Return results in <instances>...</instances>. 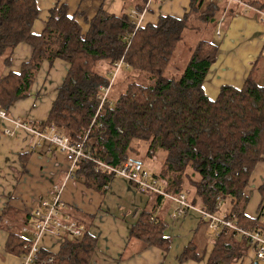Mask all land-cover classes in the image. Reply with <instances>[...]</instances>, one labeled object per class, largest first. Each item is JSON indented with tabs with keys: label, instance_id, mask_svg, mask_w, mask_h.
<instances>
[{
	"label": "trees",
	"instance_id": "trees-1",
	"mask_svg": "<svg viewBox=\"0 0 264 264\" xmlns=\"http://www.w3.org/2000/svg\"><path fill=\"white\" fill-rule=\"evenodd\" d=\"M203 1L192 0L190 12L182 19L161 17L156 25L145 27H137L127 12L116 16L101 7L87 21L86 32L69 15L67 5L58 4L50 10L44 31L35 34L33 25L40 15L37 0H0L2 67H10L20 44L33 50L19 72L0 77V109L10 111L18 101L30 97L44 62L64 61L69 68L46 121L23 123L42 130L54 127L71 142H81L89 131L87 149L114 167L129 160L144 165L135 142L146 143L149 158L160 151L166 154L162 170L151 173L166 194H185L192 206L224 217L244 232L264 235V212L249 217V197L245 193L257 165L264 161V85L251 75L241 89L223 86L216 100H211L203 84L216 60L218 46L209 40L196 43L178 76L166 75L186 31L202 33L218 21L221 8L211 4L200 12ZM243 2L264 9L257 0ZM147 5L148 0H139L137 12L142 13ZM122 59L124 78L131 81L117 98L110 95L96 116L100 87L109 84L115 65ZM136 77H143L147 84ZM48 145L51 153L59 152L57 146ZM71 175L99 191L114 179L111 174L96 172L94 165L84 159ZM145 194L155 201L154 205L140 214L129 239L167 253L171 240L165 236L166 225L155 217V212L169 199L152 192ZM224 204L227 208L221 209ZM9 211L6 207L0 214V228L5 218H14ZM33 212L23 216L25 227L32 228ZM88 227L86 224L79 238L64 237L57 252L41 249L37 264H91L97 239ZM244 232L219 229L213 235V249L206 264H236L249 250L254 254L251 264H255V248ZM30 242L27 234L15 228L10 230L6 248L23 257ZM201 258L191 244L179 263Z\"/></svg>",
	"mask_w": 264,
	"mask_h": 264
},
{
	"label": "crops",
	"instance_id": "crops-1",
	"mask_svg": "<svg viewBox=\"0 0 264 264\" xmlns=\"http://www.w3.org/2000/svg\"><path fill=\"white\" fill-rule=\"evenodd\" d=\"M257 1L264 6L263 0ZM138 3L139 0H37L40 15L32 30L41 34L50 10L58 4L67 5L69 15L74 16L82 31L86 32L89 28L87 21L101 7L116 16L127 12L138 27H145L156 25L161 17L182 19L190 12L192 0H154L142 13L137 12ZM211 4L218 5L221 12L216 24L208 29L223 28L219 40H216L218 42H213L218 46L217 57L203 84L206 95L214 101L221 87L228 85L241 89L251 75L264 85V9L258 10L245 2L239 4L238 0H204L200 12ZM32 51L25 43L17 46L10 67L3 68L0 62V77L19 72ZM68 68V64L61 60L53 64L44 62L30 97L18 101L10 109V116L29 122H45ZM7 127H12L9 122L0 124V214L8 207L14 218H5L0 228V264H21V257L9 253L6 248L10 230L16 228L23 232V216L32 213L39 202L49 197L58 186L62 188L65 214L87 224L89 232L97 239L91 264H180L181 254L191 244L202 258L183 264L207 263L215 233L197 211L190 210L173 219L176 206L173 201L164 200L157 208L155 217L166 225L164 234L171 240L167 253L131 240V227L142 212L154 205L155 201L149 195L139 192L121 178L111 180L105 191L96 190L81 178L72 177L64 154L51 153L47 143H42L35 150L32 146L37 138L29 131L21 129L6 135L4 129ZM245 193L249 197L246 214L254 218L264 212V161L257 165ZM62 242L57 236L46 233L40 240V247L57 252ZM253 259V251L249 250L236 264H251Z\"/></svg>",
	"mask_w": 264,
	"mask_h": 264
},
{
	"label": "built area",
	"instance_id": "built-area-1",
	"mask_svg": "<svg viewBox=\"0 0 264 264\" xmlns=\"http://www.w3.org/2000/svg\"><path fill=\"white\" fill-rule=\"evenodd\" d=\"M152 1L154 0H148V4ZM238 2L242 4L243 0H238ZM123 66H125V63L122 59L115 65V68L111 73V80L109 84L107 86L100 87V105L96 116H98L104 104L109 102L108 99L111 93V87L115 81L114 79L118 72L123 69ZM5 122H9L12 126L11 128L7 127L4 129V134L6 135H11L15 131L23 129L29 131L34 137H36L37 141L32 146L35 150L37 147H40L42 143L57 146L59 152L64 154L66 160L69 162L71 171L70 173H72L76 164L80 160H87L94 165L96 172H104L113 175L114 178L126 180L141 193L152 192L163 195L167 199L173 201L176 204L171 217L173 219L180 218L188 211L193 210L199 213L201 219L207 221L206 223L208 224L209 228L214 230L216 234H218V230L222 227H228L239 232H244L233 222L225 220L224 217H217L205 212L200 207L192 206L187 201L185 194H181L176 197L166 194L159 187V181L155 179L140 162L129 160L120 167H114L102 162L87 149L86 140L89 131L86 133L84 139L81 142H71L66 137L60 135L57 129L54 127L44 130L41 128L37 129L35 126H29L23 123L22 120L11 117L9 111L0 109V124ZM61 190V186L56 187L49 197L44 198L39 202L37 208L33 212L34 222L32 228L25 227L23 229V232L28 234L31 242L25 247L27 254L21 257V264L38 263L39 254L41 251L40 240L44 234L50 233L64 240V237L79 238L86 231L85 224L70 219L63 212L65 205L61 200ZM244 233L251 239L252 245L255 248V262L257 264H264V235L260 232Z\"/></svg>",
	"mask_w": 264,
	"mask_h": 264
},
{
	"label": "rangeland",
	"instance_id": "rangeland-1",
	"mask_svg": "<svg viewBox=\"0 0 264 264\" xmlns=\"http://www.w3.org/2000/svg\"><path fill=\"white\" fill-rule=\"evenodd\" d=\"M221 33H223V28L218 26L204 30L202 33L196 31H186L184 41L179 44L177 50L174 53L171 63L167 67L166 75L168 77L178 76L188 64V61L191 57L192 49L196 45V43L200 40L218 42L216 40H219V35ZM130 79L131 78L128 79L127 77L124 78L123 69L118 72L117 76L114 79L115 81L111 87L110 95L112 96V98H117L119 96V94L126 88L128 83L131 81ZM135 80L147 84V80H145L143 77H136ZM135 146L139 147L140 153L138 155V158L143 160L145 169L148 170L150 173H159L162 169L163 161L166 156L165 152L160 151L158 154H156L154 158H149L147 156L148 145L146 143L137 141L135 142ZM223 207L227 208V205H222L221 209H223ZM211 232L215 233L214 230H212ZM208 238H210V236H208ZM203 255L204 254H202V256Z\"/></svg>",
	"mask_w": 264,
	"mask_h": 264
}]
</instances>
